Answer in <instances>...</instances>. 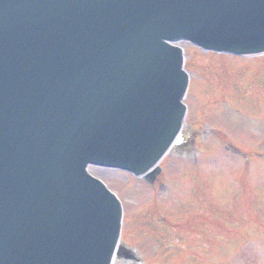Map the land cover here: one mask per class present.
<instances>
[{
  "label": "rangeland",
  "instance_id": "1",
  "mask_svg": "<svg viewBox=\"0 0 264 264\" xmlns=\"http://www.w3.org/2000/svg\"><path fill=\"white\" fill-rule=\"evenodd\" d=\"M181 45L191 73L185 130H194V137L190 152L172 153L160 164L161 181L175 184L177 192L161 191L154 198L149 187L139 180L132 183L119 171L92 169V173L121 197L122 242L140 259L148 264H225L244 239L261 241L253 245L256 252L264 249V184L256 180L259 173L264 178V166L255 163L256 177L245 178L242 189L235 190L226 172L231 160L221 152L224 141L264 152V58L217 63ZM219 86L225 89L219 91ZM209 156L220 160L222 167L226 164V170L211 172ZM186 166L190 169L182 168ZM238 177L235 173L232 179ZM243 250V262L238 264H264V255L254 261Z\"/></svg>",
  "mask_w": 264,
  "mask_h": 264
},
{
  "label": "water",
  "instance_id": "2",
  "mask_svg": "<svg viewBox=\"0 0 264 264\" xmlns=\"http://www.w3.org/2000/svg\"><path fill=\"white\" fill-rule=\"evenodd\" d=\"M194 14V13H193ZM183 19H184V17H182ZM198 19H200L201 21H203V22H206L207 24L208 23H210V21H209V19L207 20V18L205 17V16H198V17H196L194 20H198ZM192 21V20H191ZM164 136H163V139L164 138H169V139H171L172 138V136L171 135H169V132L167 131V132H164V134H163ZM186 145V144H185ZM182 147H184V146H182ZM156 173H157V171L155 172V173H153V174H151V176H150V178H151V180H153L154 179V177L156 176ZM121 256V255H120ZM126 258H130L129 256H125Z\"/></svg>",
  "mask_w": 264,
  "mask_h": 264
},
{
  "label": "bare ground",
  "instance_id": "3",
  "mask_svg": "<svg viewBox=\"0 0 264 264\" xmlns=\"http://www.w3.org/2000/svg\"><path fill=\"white\" fill-rule=\"evenodd\" d=\"M184 125H183V129L182 130H180V132H179V136H181L182 135V138H184V137H186V130H185V127H186V124H185V122L183 123ZM178 137V136H177ZM103 172H105V173H107L106 171H103Z\"/></svg>",
  "mask_w": 264,
  "mask_h": 264
}]
</instances>
